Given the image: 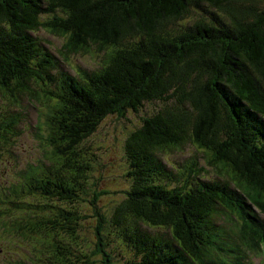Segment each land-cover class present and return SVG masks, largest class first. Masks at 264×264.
Segmentation results:
<instances>
[{
    "label": "trees",
    "instance_id": "1",
    "mask_svg": "<svg viewBox=\"0 0 264 264\" xmlns=\"http://www.w3.org/2000/svg\"><path fill=\"white\" fill-rule=\"evenodd\" d=\"M45 14L51 18L43 20ZM40 28L67 37L69 56L98 51L100 67L84 69L79 82L82 69L75 77L63 71L34 36ZM32 84L48 88L43 92L55 108L45 121L55 157L44 166L54 189L48 182L47 191H5L0 204L14 202L11 215L2 206L0 215L18 228L27 224L22 232L36 235L44 262L70 264L73 256L92 262L80 250L77 209H57L59 221L67 220L60 226L67 243L43 214L54 209L49 201L73 205L87 194L97 156L86 143L103 121L147 103L162 107L126 140L130 185L108 227L99 202L109 192L93 190L104 264H113L104 249L111 238L134 254L128 264H215L217 252L241 264L244 251L264 248V0H0V90L28 91ZM11 123L0 120L1 139ZM189 143L214 177H199L197 163L176 169L162 158ZM176 181L183 183L172 188ZM27 196L37 201L25 204ZM228 214L240 223V244L231 251L233 235L221 223Z\"/></svg>",
    "mask_w": 264,
    "mask_h": 264
},
{
    "label": "rangeland",
    "instance_id": "2",
    "mask_svg": "<svg viewBox=\"0 0 264 264\" xmlns=\"http://www.w3.org/2000/svg\"><path fill=\"white\" fill-rule=\"evenodd\" d=\"M50 18V15L45 14L42 19L48 20ZM34 36H38L48 50L53 52L58 65L63 71L69 72L71 76L75 77V72L81 68L82 70L75 77L81 83L84 69L93 71L98 69L102 63L101 55L96 50L88 54L69 56L66 47L68 45L67 37L55 35L48 29L40 28ZM43 91H48V88L45 87ZM43 91L35 84H32L28 91L18 89L11 92H2L0 90V120L7 123L12 120L10 124L12 127L10 128L11 132L6 133L4 139L0 138V196L5 195V191L9 193L10 189H16V191L21 189L22 191L24 186H29L28 192L31 191L32 187H34L33 192L36 193L47 191L48 182L52 184L54 189V182L49 181L45 175L44 166L52 162L50 160L51 156L54 155L55 157V152L52 151L49 145L50 137L47 136V125L45 123L54 114L55 108L53 103L47 102ZM159 107H162L161 103L156 105L147 103L137 113L129 111L124 118L114 115L103 121L96 133L90 136L86 143V146H90L97 156V161L90 172V179L86 186L87 194H81L79 202L73 205L60 202L58 199L49 201L50 206H53L54 209L52 207L47 208L45 214H43L51 222H55L56 227L52 231L56 239H63L64 243H67V236L61 237L60 231V226L66 225L67 220L59 221L57 209L59 207L65 210L77 209L80 217L76 226L79 231V246L80 250L92 259L90 264H104V256L98 254L96 248L98 221L90 204L93 201V190L98 187L99 190L109 192L99 202L100 209L106 218L104 226L108 227L106 223L109 217L111 218L114 207L123 199L124 191L130 185L129 179L126 177L127 162L124 152L126 140L133 131L142 125L143 119L151 116L154 109ZM203 155L197 146L189 143L188 146L179 147L173 152L163 153L162 158L176 169L197 163V169L202 172L199 177L206 179L214 177L217 172L208 164ZM18 182H21V184L19 185ZM182 183L183 181H176L171 187H176ZM53 192L55 194V190ZM21 194L23 196V192ZM11 198L13 196H10L9 199ZM6 200H8L7 197ZM27 200H33V197L27 196L22 202L26 204ZM20 201L17 199V202ZM36 201L37 199H34L31 202ZM13 202L0 204V206L6 210L7 214L11 215L9 204ZM14 212L24 215L17 211ZM31 216V221L36 223L37 218L34 215ZM261 216L264 218V215ZM7 218L13 221L17 220V218L10 216H7ZM21 219L23 218L18 220ZM0 220L7 225L5 232L0 223V264H22V261L25 264H47L40 257L44 258L45 255L40 254V247L42 246L38 244L40 241L36 240V235L27 236L25 232H22L27 228V224L20 225L18 228L17 224L2 218L1 215ZM221 223L233 235L232 239L229 240L230 245L228 247L231 251V249H235L237 244H240L238 231L240 223L234 215L230 214L223 216ZM52 225L53 223L48 227ZM106 230L108 231V229ZM260 248L261 246L258 248L253 247V250L249 249V252L244 251L246 260L241 264H246L245 261L247 260L253 264H264V248ZM104 249L112 255L113 264H128L130 260L135 258L134 254L128 251L119 240L114 241L113 238H111V245L104 247ZM44 251L46 256L53 255L52 249L49 247L45 248ZM72 252L75 255L78 254L73 247ZM228 256L217 252L214 257L215 264H224L225 261H228V264H233L232 259H236V256L234 254L231 255L233 258H228ZM48 259L55 260L51 257ZM86 261V258L73 256L70 264H85Z\"/></svg>",
    "mask_w": 264,
    "mask_h": 264
},
{
    "label": "flooded vegetation",
    "instance_id": "3",
    "mask_svg": "<svg viewBox=\"0 0 264 264\" xmlns=\"http://www.w3.org/2000/svg\"><path fill=\"white\" fill-rule=\"evenodd\" d=\"M18 184L20 185V184H21V182H18Z\"/></svg>",
    "mask_w": 264,
    "mask_h": 264
},
{
    "label": "bare ground",
    "instance_id": "4",
    "mask_svg": "<svg viewBox=\"0 0 264 264\" xmlns=\"http://www.w3.org/2000/svg\"><path fill=\"white\" fill-rule=\"evenodd\" d=\"M248 208V207H247ZM251 209V208H250ZM250 213V212H249ZM255 214V213H254ZM252 215V214H251Z\"/></svg>",
    "mask_w": 264,
    "mask_h": 264
}]
</instances>
